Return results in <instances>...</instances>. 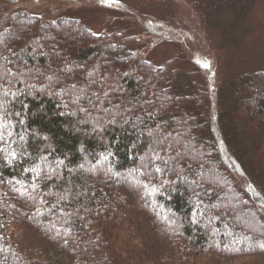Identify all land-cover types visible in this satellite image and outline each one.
I'll return each instance as SVG.
<instances>
[{
  "label": "trees",
  "instance_id": "obj_1",
  "mask_svg": "<svg viewBox=\"0 0 264 264\" xmlns=\"http://www.w3.org/2000/svg\"><path fill=\"white\" fill-rule=\"evenodd\" d=\"M167 1L156 0L163 17H154L123 0H0L1 50L10 48L11 32L20 38L34 29L13 57L29 67L27 77L0 64V264H264V215L248 195L264 200V71L222 73L251 32L246 21L256 0ZM121 12L133 22L121 21ZM49 29L53 41L69 44L54 52L72 49L71 37L80 46L66 51L73 62L66 67L101 53L111 64L118 56L108 49L117 46L130 69L144 74L145 92L135 77L122 78V63L114 72L88 68L95 85L88 91L30 89L28 80H41L48 67L33 54L36 40H52ZM144 43L173 55L156 65ZM69 73L60 70L57 79ZM120 97L142 107L125 110L121 126L96 113ZM82 104L91 110L75 111ZM149 130L165 139L148 138ZM181 130L178 157L190 156L191 136L204 158L177 163L167 145ZM103 160L107 167H98ZM204 165L209 170L194 178ZM169 168L188 182L175 183ZM133 174V183L121 180ZM226 196L236 209L231 216ZM194 216L211 222L210 231Z\"/></svg>",
  "mask_w": 264,
  "mask_h": 264
},
{
  "label": "rangeland",
  "instance_id": "obj_2",
  "mask_svg": "<svg viewBox=\"0 0 264 264\" xmlns=\"http://www.w3.org/2000/svg\"><path fill=\"white\" fill-rule=\"evenodd\" d=\"M167 1V0H166ZM123 2L127 5L132 7L135 11H140V12H144L146 14H150L149 16H154V17H163V11L162 9L159 7V5L156 3V0H123ZM168 2V1H167ZM15 15L20 16L21 19H23V17L25 18V14H18L15 13ZM124 19H121V21H123L124 23H130L133 22V18L131 19L132 16H129L126 13L121 12L120 14ZM18 16H16L18 18ZM41 19V18H40ZM4 20L3 19V15L0 13V21ZM30 22L32 24H36V22H38L37 19L34 18H30ZM252 23L250 26L251 32L248 36H244L241 40H240V44H239V48L237 50H234L233 52L228 54V60H227V64L226 66H224L222 68V73L227 75L229 71H232L233 73L236 71H249L253 68H261L262 71H264V0H256V2L254 3V6L251 9L250 12V16L248 17V20L246 21V23ZM33 27V26H32ZM34 28V27H33ZM55 31H53V29H49L48 32L45 31L44 34H47L49 37H52V40L49 41H44V40H36L35 42V46L34 49H37L39 54H33V59L37 60L39 57H44L45 59L48 60V67H46L45 69H43V73L41 74L42 77V81L40 79H38L37 81L35 79L33 80H28L31 83L30 85V89L33 88L39 92H44V91H52L53 88L56 89L58 87L64 88L67 85L68 86H74L75 88L82 86L85 91H88L92 88L95 87L94 84H91L88 79L85 77L86 74L85 72L88 70V68L94 69L95 73L96 72H101V71H106L108 70L109 72H114L116 70V63H122L123 65V69L121 70L122 73V78H129V77H135L137 83L140 85L141 87V91L144 90V85H143V80L145 79L144 74H142L140 69H135L132 70L130 69V65H129V61H127L124 58V54L121 53V49L119 50L117 48V46H111L108 49V52L113 54L114 52L117 54L118 57L117 61L112 62L111 64L106 63V59L104 58V54H98L95 57H93L90 61H88L86 64H84L83 66H79L77 68L74 67H66L67 65H65L66 63H72V59L70 56V54L68 55L67 52H71L73 49L75 50H80V46L77 45V43H75V40L73 39V37H71V48L72 49H68L65 50L64 49V53H60L58 54L57 52H54V50L59 49V47L64 48L65 46H68V43L63 42L60 38L58 37L57 39L58 41H53L55 37V34L53 33ZM34 34V29H30V31L24 35V36H20V38H14L16 37L15 33H10V35L7 37L10 41V48L8 49H0V64H4L5 67H7V69L9 70V75H16L17 77L21 78V79H25L27 77V74L29 72V67L28 66H22L19 65L18 63L16 64L15 60L13 59V57L17 54V52L21 49V47H23V45H25V43L31 39V35ZM147 44V43H146ZM145 43L143 44V48L144 50L146 49V58H148L149 60H152L155 62L156 65H160L163 61L170 59L172 54L171 49L166 48L164 45L160 46L161 43L157 44L156 46H154V49L151 50L150 45H146ZM155 44V42H154ZM146 45V46H145ZM153 46V45H152ZM54 48V49H52ZM60 50V49H59ZM67 51V52H66ZM37 52V53H38ZM119 60V61H118ZM54 61L56 62V64L54 63ZM106 61V62H105ZM52 62V63H51ZM55 64V65H54ZM56 66V67H55ZM69 71L70 75L68 76L67 80H62L61 79H57L59 78V74L58 71ZM143 75V76H142ZM142 76V77H141ZM47 78V79H45ZM219 79V78H218ZM27 81V80H26ZM1 82V79H0ZM67 84H66V83ZM93 82V81H92ZM99 81H96V83ZM209 88V91L212 90L211 85L207 84ZM32 87V88H31ZM145 92V90H144ZM215 93L214 90H212L210 93L212 95ZM150 93V92H149ZM111 95V94H110ZM255 95L257 96L258 93H255ZM125 97L128 98V95L125 92V95H123ZM146 96H149L146 94ZM153 99H155V96L153 94ZM114 101V100H113ZM111 100V98L106 99L103 102V106H105V108H102L100 111H96V113H102V112H106V114H104V116H109L106 117L108 118V120H106L107 122H110L112 124H116L121 126L124 121H126V111L125 110H131L133 109V111H137L140 110L142 107L141 105H136L137 103H141V100H134V99H127V101H124V99L122 97H120L119 99L115 100L113 102ZM155 100V105L156 104ZM154 103V102H153ZM253 104H255L254 102H252ZM154 105V104H153ZM107 106V107H106ZM85 107V108H84ZM91 105H79L78 108H75V111H80L82 112V110L88 109L91 110ZM129 107V108H128ZM68 111H74L73 107L69 108ZM183 130L179 131V133L177 132L176 134L173 135V141L171 142V144L167 145V149H171L173 150V152L175 151L177 153V158L178 161H183L186 162L188 160H193V159H197L198 157H205V151L203 149V147L199 144H197L196 139L194 140L191 136H189V138L185 140V142L187 143V149L190 151V156L187 153H183L184 155H179L180 154L175 146V144L177 143L176 141H180L183 139L184 135L182 134ZM145 136H147L148 138H155V137H159L161 139H165L163 135L155 132L154 130H149L147 131V133H145ZM168 140V139H167ZM151 148V147H150ZM155 150V147H152L151 149L146 150L143 154L140 155L139 157V162L140 164H145L148 162V160L150 159V154L152 152V150ZM219 149V148H218ZM150 153L148 154L147 153ZM171 152V151H170ZM169 152V153H170ZM148 157V158H147ZM181 163V162H180ZM178 163V164H180ZM107 160H103L100 162V164L98 165V167H104L106 168L107 166ZM216 168H219L218 164H215ZM43 166H47V163L44 164ZM170 166V165H169ZM228 169L231 171L232 169L230 168L229 165ZM87 170V166H85ZM209 168L206 167L205 165L201 167V171L199 172V174H197L196 176H194V178H198L200 179L202 176V173H205L206 171H208ZM169 172H170V176L171 178H173L174 182L177 184H184L188 182V177L183 178V174L180 173H174L171 168H169ZM232 172V171H231ZM180 175V176H179ZM133 175H127L125 177H122L121 180L125 181L126 183H133V180L131 179V177L133 178ZM191 180V179H190ZM231 188V186H228L227 190L229 191ZM135 189H139L140 187H135ZM213 191L212 189H210V192ZM255 192H249L248 195L253 198V206L252 208H256V210L260 211L263 215H264V200L259 197L258 195L254 194ZM158 196V195H157ZM223 198V203L224 204H231L232 206L229 207V210H227L226 213L227 215H232L236 213V209L233 206L234 204H232L228 197L226 196L225 198ZM244 199V198H242ZM242 203V202H241ZM252 206V205H251ZM245 211L251 215V217L254 216V214L252 213V210L250 211L249 209V205L247 206V204L245 203ZM193 222L199 224L201 223L203 225V227H205V229L208 231H210V228L213 226V224L210 223H205L204 219L200 216H194L193 218ZM227 240H231V238L227 235L226 236ZM247 242L245 239L243 240H239V243L242 242ZM243 244V243H242Z\"/></svg>",
  "mask_w": 264,
  "mask_h": 264
}]
</instances>
